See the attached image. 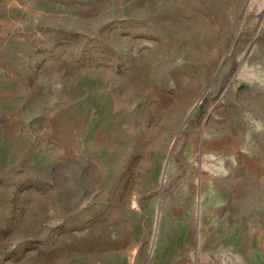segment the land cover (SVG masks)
<instances>
[{"label":"rangeland","instance_id":"rangeland-1","mask_svg":"<svg viewBox=\"0 0 264 264\" xmlns=\"http://www.w3.org/2000/svg\"><path fill=\"white\" fill-rule=\"evenodd\" d=\"M0 264H264V0H0Z\"/></svg>","mask_w":264,"mask_h":264}]
</instances>
